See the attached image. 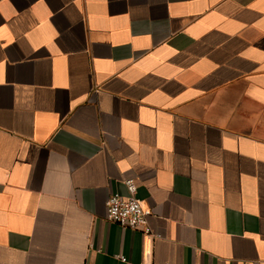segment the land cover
I'll use <instances>...</instances> for the list:
<instances>
[{
	"label": "crops",
	"instance_id": "0c3cea01",
	"mask_svg": "<svg viewBox=\"0 0 264 264\" xmlns=\"http://www.w3.org/2000/svg\"><path fill=\"white\" fill-rule=\"evenodd\" d=\"M142 263L264 264V0H0V264Z\"/></svg>",
	"mask_w": 264,
	"mask_h": 264
},
{
	"label": "built area",
	"instance_id": "2783aa9c",
	"mask_svg": "<svg viewBox=\"0 0 264 264\" xmlns=\"http://www.w3.org/2000/svg\"><path fill=\"white\" fill-rule=\"evenodd\" d=\"M126 186L128 197L124 198L119 194H113L107 201L106 220L110 223L118 224L122 229H130L149 237H156L149 223L152 213L146 210L139 200L136 182L128 180L126 181ZM119 258L126 262V259L122 256Z\"/></svg>",
	"mask_w": 264,
	"mask_h": 264
}]
</instances>
